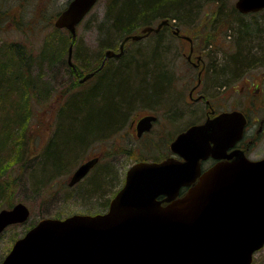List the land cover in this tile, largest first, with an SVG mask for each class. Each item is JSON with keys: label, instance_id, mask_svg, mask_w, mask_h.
<instances>
[{"label": "rangeland", "instance_id": "1", "mask_svg": "<svg viewBox=\"0 0 264 264\" xmlns=\"http://www.w3.org/2000/svg\"><path fill=\"white\" fill-rule=\"evenodd\" d=\"M69 1L0 0V57L8 55L5 51L10 44L21 45L25 52L27 54L32 53L33 57L38 55L41 46L48 39L52 40L54 45H60L58 40L67 34L65 30L55 32L53 22ZM108 1L99 0L76 28L75 49H77L78 57L72 58L73 66L75 65L73 76L68 75V68H65L68 42L63 48L64 50H60V54L52 57L54 61L51 65H49L51 62H45L39 68L37 66L39 64H35L33 76H42L45 87L41 85L37 87L34 117L30 119L23 130L24 152L22 161L16 162L9 168L6 180L8 188L6 193L0 196V207L10 209L14 205L22 203L29 209V217L24 223L8 226L0 234V261L10 251L17 239L23 237L30 228L44 218L63 219L73 214L96 215L105 213L106 204L112 199L116 191L123 187L126 170L134 158L142 157L135 152L133 154V151L129 153L131 147L133 150H137L136 146L140 145L129 135L130 117L154 113L158 123L153 126V133L145 137L144 140L154 137L156 140V135L160 133V137L156 141L154 140V145L159 143L161 144L159 147L162 148L166 139H169L175 131L181 128L183 130L188 123L200 115V109L197 106L201 107L202 110V104H191L188 98V93L197 79V70L186 60L191 45L193 46L192 61L195 62V56L201 54L208 70L203 74V85L197 91L198 93L206 95L207 99H211L213 103L223 105L224 110L236 106L242 109L244 107L243 101L246 104L252 101L259 106H264V10L253 14H241L248 22L254 21V19L258 22L259 30L256 34L251 35H254L253 38H258L255 45L258 42L263 44H261L262 48H258L257 51L252 48V52L247 54L252 55L250 66L242 69L241 73L235 74L234 77L225 80V89H223L213 85L211 70L214 68L217 71L222 65L221 63H226L234 57L237 48H240L238 41L235 44L237 23L234 24L235 29L230 23V20L235 16L232 7L235 8L236 0H226L221 13L216 12L217 14H215V6L206 3L200 8V11L199 8L196 10V12L199 11L198 17L190 26L182 27L176 20H167V23L162 26L163 29L158 33H149L137 41L129 40L124 45L123 50H129V57H136L138 60L136 63L139 65L142 59L149 61L155 56L154 49L158 50L159 44L154 46V41L158 42L159 40L160 45L164 43L165 47L167 45L163 68L166 73H169L171 81L168 85L163 81H157L152 85H142L130 81L129 101H132L133 104L127 114L125 124L120 127L122 128L121 131L117 132L118 127L115 128V131L112 132L113 135L107 136L105 140H98V138L108 133H99L91 138L88 137L87 146L83 147L81 155L74 150L75 148L71 150L73 151L71 152L72 155L76 153L77 155L67 162L66 168L68 170L63 169L59 173L56 172L49 176L48 180L46 178L49 170L44 168L45 166L36 169L39 171L37 175L29 176V173L34 171H31L30 167L35 168L39 165L36 164L37 159H34V156L43 152L44 147L53 137L57 122L56 114L65 104L66 94L72 93L68 100L73 105L78 96L83 98L90 93L86 92L90 90L93 78L91 81L87 79L84 82H79V78L87 74L86 72L91 69V66L97 63H90L86 67L84 61L93 60L99 53L98 41L99 38L101 39V33L99 34L98 29L102 24V17ZM12 18L19 22L22 21V23L17 24L11 21ZM161 22L160 19L154 20L150 26L156 27ZM251 27L254 28V26ZM177 31L179 36L187 37L188 40L176 36L175 32ZM138 34H140L139 29L131 35ZM159 34L161 35L159 36ZM109 39L112 47L106 50L118 52L120 40L116 41L117 38L114 36ZM242 50L244 49L242 48ZM132 65L133 62H129V76L135 77L136 70L132 69ZM34 78L36 79V77ZM45 90L47 93H44ZM193 109L195 112L191 114ZM72 110V107L68 108L67 115H65V109L59 121L64 123ZM179 111H181L179 114H175ZM90 117L93 118V121L100 118L95 110L90 112ZM115 132L117 133L114 134ZM261 138L257 144L250 148V158L253 160L264 157V134L261 135ZM63 141L67 144L66 147L73 148L72 138L68 134L64 136ZM145 144L147 145L148 142ZM49 151L51 153L52 150ZM47 154L48 152L44 155L45 160ZM148 154L155 153L150 148ZM96 156L102 158L100 163L90 171L85 179L78 184L76 183L77 185L68 186L67 183L73 171L88 159ZM103 173L112 174L114 179L110 186L106 187L100 196L85 197L87 186H97L96 182ZM3 178L2 175L0 181H4ZM252 264H264V246L255 253Z\"/></svg>", "mask_w": 264, "mask_h": 264}, {"label": "water", "instance_id": "2", "mask_svg": "<svg viewBox=\"0 0 264 264\" xmlns=\"http://www.w3.org/2000/svg\"><path fill=\"white\" fill-rule=\"evenodd\" d=\"M98 1L70 0L53 22L55 29L70 34L67 63L72 68L76 28ZM235 8L256 13L264 9V0H236ZM166 23L124 37L119 52L106 50L104 59L120 57L127 41L156 33ZM154 119L145 117L139 125L148 129ZM244 125L243 116L231 112L189 128L171 144L183 162L133 164L107 212L44 218L13 243L0 264H251L264 246V158L251 161L240 154L203 174L199 166L209 154L231 147ZM95 163L81 164L68 185L80 181ZM159 196L164 198L157 200ZM28 217L22 203L0 210V234Z\"/></svg>", "mask_w": 264, "mask_h": 264}, {"label": "trees", "instance_id": "3", "mask_svg": "<svg viewBox=\"0 0 264 264\" xmlns=\"http://www.w3.org/2000/svg\"><path fill=\"white\" fill-rule=\"evenodd\" d=\"M206 3L213 4L215 6V14H217L218 12L221 13L226 0H109L102 17V24L98 25L100 27L98 29L99 34L101 33V39L99 38L98 41L99 53L93 60L84 61L86 67L90 63L97 62L96 65L93 64L91 69L86 72H95L90 78V81L93 78V84L90 90L86 92L90 93L83 98L78 96L77 101L73 105L68 100L72 93H69L70 96L66 94V102L56 114L57 122L53 137L48 141L43 152L34 156V159H37L36 164L39 165L35 168L33 166L30 167L31 171H34H29L31 172L29 176L37 175L39 171H36V169L41 166H45L44 168L49 170L47 180L49 176L56 172L59 173L63 169L68 170L66 168L67 162L77 155L76 153L73 156L71 153L73 151L71 150L75 148L74 150L81 155L83 147L87 146L88 137L91 138L99 133L109 134L115 128L123 126L133 104L132 101H129L130 81L142 85H152L157 83V81H163L167 85L170 83V75L163 68L165 66L164 56L167 45L165 47L164 43L160 45L161 42L159 40L158 42L154 41V46L159 44L158 50L154 49L155 56L149 61L142 59L139 65L136 63V61L138 62L136 57H129V50H123L119 58L111 57L104 60V52L107 48L112 47L109 38L114 36V38H117L116 41L120 40L121 42L124 37L134 34L136 30H141L145 26H150L154 20L158 19L160 21L165 19L168 21L176 20L182 27L190 26L198 17L200 8ZM198 8L199 11L196 12ZM232 12L235 16L230 20V23L234 29V24L237 23L235 44L238 41L240 48H237L236 45L238 50L234 57L230 58L226 63L222 62L217 71H211L212 83L216 87L225 84V80L234 77L242 69L249 67L252 55L247 54L252 52V48L255 51L258 48H262L261 44H263L258 42L255 45L258 38H253L254 35H251L256 34L259 30V27H257L258 22L255 19L250 22L246 21L244 16L234 7H232ZM11 21L17 24L22 23V21L13 20V18ZM251 26H254V28ZM54 31L60 30L54 28ZM66 34L58 40L60 45H54L50 39L46 40L36 57H33L32 53L27 54L21 45L12 44L5 51L8 55L0 57V177L4 176L2 179L4 181H0V196L4 195L8 188L6 180L9 168L16 162L22 161L24 152L23 130L30 119L34 117L37 87L39 85L45 87L42 76H33L35 64L38 63L39 65L37 66L39 68L45 62H51L49 64L51 65L54 61L52 57L60 54V50L65 47L67 42L68 46L70 45V34L67 31ZM75 42L76 39L73 41L74 48L72 49V58L74 59L78 57ZM85 51L87 52V50ZM102 62H104L103 67L98 70ZM129 62H133L134 66L132 65V69L136 70L135 77L129 76ZM65 68H68V75H74L75 70L68 63ZM44 93H47L46 90ZM70 107L73 109L72 112L64 123L60 122L59 119L63 115L64 110L66 109L65 115H67ZM92 110L97 111V116L100 117L98 120L93 121V118L90 117ZM180 112H175V114ZM66 134L72 138L73 148L66 147L67 144L63 141ZM50 149L52 150L51 153ZM47 152L49 155L47 154L45 160L44 155ZM109 174L103 173L102 176L100 175L98 182H96L97 186L91 187V185H88L84 196H100L114 179L112 174ZM0 208L4 209L5 207Z\"/></svg>", "mask_w": 264, "mask_h": 264}, {"label": "flooded vegetation", "instance_id": "4", "mask_svg": "<svg viewBox=\"0 0 264 264\" xmlns=\"http://www.w3.org/2000/svg\"><path fill=\"white\" fill-rule=\"evenodd\" d=\"M162 29L163 28H161L160 30H162ZM175 33H176V36L180 37L181 39L183 38V40L184 39L188 40L187 37L179 36L178 31ZM191 44H192V42H191ZM191 46H190V53L186 57V60L188 61V63L191 64L192 67H194L195 70H197V79H196L195 85L191 88V90L188 93V98H189V101L191 104L192 103L202 104V110H201V107L197 106L200 109V112H199L200 115H198L193 121L188 123L183 130H181L182 129L181 128L180 130H178L179 132L175 131L174 134L172 136H170L169 139H166V141L164 142L165 144L163 145L162 148L159 147V145H161L159 143H157V145L156 144L154 145L155 137L153 139L144 140L145 137L150 136L153 133V131H154L153 126L158 123L157 116L154 113L153 114L146 113L142 116H138V115H135L133 117L129 116L131 118L130 122H129V135L132 137V139L134 141H136L137 143H140V145L136 146L137 150H133V147H131L129 149V153H131L133 151V154L135 152L138 155H141L142 157L141 158H134V161L128 167V169L133 164H136L139 162L160 163V162H163L167 159H173L175 162H183L184 161L183 158L178 153L173 152V150L171 148V144L178 137V135L185 132L186 130H188L189 128H191L193 126L201 125V124L208 122V121L212 122L213 120L218 118L221 114L231 113V112L240 113L245 120V125H244V128H243V131H242L240 138L231 147H228L225 151H223V152H221L220 150L215 151L212 154H209L205 159L199 160L200 174H203L205 171L209 170L210 168H212L213 166H215L219 163L232 162L240 154L245 156L248 160H251V161H257V160H261L264 158V157H262V158L255 159V160L250 158V148L252 147V145L257 144L262 139L261 135L264 134V106H259L252 101L249 104H246V102L243 101L242 105H244V107L242 109L240 107L236 106V107H233L229 110H224L223 105H221L219 103H213L211 99H207L206 95H204L202 93H198L197 91L203 85V74H205V72L208 70L206 69L207 67L204 63V59H203V56L201 54L195 56V58H196L195 62L192 61L193 46L192 47ZM215 70L213 68L211 71H215ZM219 87H222L223 89H225V84H223ZM194 112H195V109H193L192 113L191 112L190 113L193 114ZM148 116H153L155 119L151 122L150 127L148 129H146L145 128L146 124L139 125V122L141 119H144L145 117H148ZM169 117H170V115L168 116V118ZM112 132H113V130L110 131L109 133L111 134ZM156 136L158 139L160 137V133H158ZM162 138H163V136L161 137V139ZM142 142H144V144H142ZM147 142H148V144L146 145L145 143H147ZM209 146L213 147L214 144L212 142H210ZM150 148L152 149V152H154L155 154H148L150 151ZM153 149H154V151H153ZM156 154H157V156H155ZM101 157H103V156L101 155ZM101 157L96 156L94 158L88 159V160L96 159V163L90 168V170L87 172V174L80 181L85 179V177L90 173V171L96 165H98L100 163V160L102 159ZM149 158H151V159H149ZM87 161H85V162H87ZM127 170H126V172H127ZM126 172H125V175H126ZM125 175H124V181H125ZM69 180H70V178H69ZM80 181H78L77 184ZM124 181H123V184H124ZM75 184H74V186H75ZM184 190L185 189L181 190V193ZM118 191H116V193ZM116 193L114 194V196L116 195ZM163 198H164L163 196H159V197H157V200H162ZM109 203H110V201L106 204L105 212L109 208Z\"/></svg>", "mask_w": 264, "mask_h": 264}, {"label": "bare ground", "instance_id": "5", "mask_svg": "<svg viewBox=\"0 0 264 264\" xmlns=\"http://www.w3.org/2000/svg\"><path fill=\"white\" fill-rule=\"evenodd\" d=\"M120 45V44H119ZM113 57H115V56H113ZM109 58H111V57H109ZM115 58H119V57H115ZM106 59H108V58H105L104 60H106ZM103 64H104V62H103ZM103 67V65L102 66H100L99 68H98V70H100L101 68ZM95 72H93V74H94ZM88 74V73H87ZM86 75V74H85ZM82 78V77H81ZM80 79V78H79ZM90 79V78H89ZM122 130V128H117V132L119 131V130ZM120 130V131H121ZM113 131H115V129L113 130ZM117 132H115L114 134H116ZM120 133V132H119ZM109 135H113L112 133L110 134H107V135H103V136H101V137H99L98 138V140H105V138H107V136H109ZM72 175H70V177H71ZM69 183V182H68ZM69 186V185H68Z\"/></svg>", "mask_w": 264, "mask_h": 264}]
</instances>
